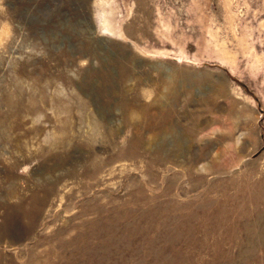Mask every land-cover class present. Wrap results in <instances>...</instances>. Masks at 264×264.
Segmentation results:
<instances>
[{
    "label": "rangeland",
    "instance_id": "obj_1",
    "mask_svg": "<svg viewBox=\"0 0 264 264\" xmlns=\"http://www.w3.org/2000/svg\"><path fill=\"white\" fill-rule=\"evenodd\" d=\"M0 264H264V0H0Z\"/></svg>",
    "mask_w": 264,
    "mask_h": 264
},
{
    "label": "bare ground",
    "instance_id": "obj_2",
    "mask_svg": "<svg viewBox=\"0 0 264 264\" xmlns=\"http://www.w3.org/2000/svg\"><path fill=\"white\" fill-rule=\"evenodd\" d=\"M115 24V23H114ZM110 26H111V24H110ZM115 27V26H114ZM115 29V28H114Z\"/></svg>",
    "mask_w": 264,
    "mask_h": 264
}]
</instances>
